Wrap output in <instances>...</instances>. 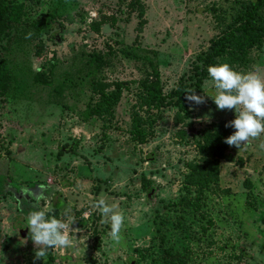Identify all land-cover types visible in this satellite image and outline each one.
Listing matches in <instances>:
<instances>
[{
  "label": "rangeland",
  "instance_id": "rangeland-1",
  "mask_svg": "<svg viewBox=\"0 0 264 264\" xmlns=\"http://www.w3.org/2000/svg\"><path fill=\"white\" fill-rule=\"evenodd\" d=\"M244 1H4L19 14L0 26V264H264V135L226 144L217 185L197 209L182 208L179 196L192 195L183 178L201 162L196 139L214 124L227 130L234 111L217 109L208 75L195 91L204 104L153 108L142 98L152 66L163 93L190 88L194 64L203 66L197 54L237 24ZM258 13L264 25V5ZM262 36L233 69L264 76ZM117 89L109 107L95 109L98 91ZM100 197L125 217L119 242L91 209ZM48 206L60 219L71 208L74 246L35 260L18 223ZM167 253L176 258L165 261Z\"/></svg>",
  "mask_w": 264,
  "mask_h": 264
},
{
  "label": "trees",
  "instance_id": "trees-1",
  "mask_svg": "<svg viewBox=\"0 0 264 264\" xmlns=\"http://www.w3.org/2000/svg\"><path fill=\"white\" fill-rule=\"evenodd\" d=\"M4 1L0 0V26L8 27L11 22L18 20L19 6ZM263 5L264 0H248L241 3L240 6H243L244 12L243 16H239L237 24H233L234 26H231L227 33L223 32L220 36L211 38L207 49L197 54V58L201 60L203 66L198 67L197 64H194L193 69L196 77L190 88L182 89L181 86H175L167 93H163L159 84L158 71L152 66L150 74L142 81V98L145 105L153 108L171 105L176 106L178 109H186L184 105L185 92L190 89L198 90L201 80L208 75L207 67L214 65L219 60L216 57L218 58L222 54L221 61L228 63L231 67L244 64L246 50L251 46H259L263 38L262 35H264V25H261L262 22L256 23L257 19H260L259 8ZM5 77L6 66L3 60L0 59V94L2 93ZM115 87L120 88L119 83H115ZM118 90L98 91L95 109L109 107V103L115 99ZM85 113L90 114L92 112L87 109ZM223 125L224 123L212 125L215 128L214 130L206 128L201 138L196 139L197 151L201 154V162L190 163L183 182L185 186L191 187L192 195L179 196L175 203L178 206L186 209H197L203 191L211 190L209 183L212 182L213 185H217L218 158L224 157L223 149L226 145L224 140L234 131L231 127L224 130ZM131 131L135 133L136 137L139 136L142 139L138 116L133 115L131 117ZM58 207L59 205L55 208ZM166 255V257L162 256L165 257V261L176 258V254L167 253Z\"/></svg>",
  "mask_w": 264,
  "mask_h": 264
},
{
  "label": "clouds",
  "instance_id": "clouds-1",
  "mask_svg": "<svg viewBox=\"0 0 264 264\" xmlns=\"http://www.w3.org/2000/svg\"><path fill=\"white\" fill-rule=\"evenodd\" d=\"M207 73L211 87L215 89L211 99L217 109L231 110L235 114L234 119L225 124V127H231L234 131L225 138L224 142L239 148L242 144L264 135V76L256 71H236L228 63L209 65ZM185 100L190 105L206 103L205 96L196 94L194 89L185 92ZM259 148L264 150V142L259 144ZM42 198V195H37V205ZM91 209L101 215V223L109 225L108 234L111 239L119 242L125 221L123 213L116 211L104 197L96 199L91 204ZM52 211L50 206L37 207V210L31 211L26 217L25 226L35 246V260H44L49 249H67L74 246L72 236L74 228L71 225L76 218L71 213V208L64 210L62 214L64 219L50 216L49 213ZM75 230L80 231V229Z\"/></svg>",
  "mask_w": 264,
  "mask_h": 264
},
{
  "label": "water",
  "instance_id": "water-1",
  "mask_svg": "<svg viewBox=\"0 0 264 264\" xmlns=\"http://www.w3.org/2000/svg\"><path fill=\"white\" fill-rule=\"evenodd\" d=\"M73 226L76 225V222L74 221V223L72 224ZM18 228L20 230V234L22 236L25 235L26 231H27V227L25 226V224H23L21 221L18 223Z\"/></svg>",
  "mask_w": 264,
  "mask_h": 264
}]
</instances>
